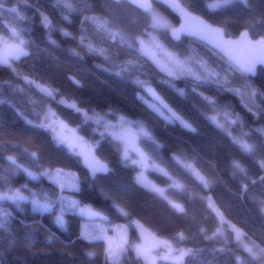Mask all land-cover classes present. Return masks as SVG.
<instances>
[{"label": "trees", "instance_id": "obj_1", "mask_svg": "<svg viewBox=\"0 0 264 264\" xmlns=\"http://www.w3.org/2000/svg\"><path fill=\"white\" fill-rule=\"evenodd\" d=\"M182 1L227 36L245 29L253 38L264 36V0L215 8V0ZM152 7L179 23L160 3ZM0 10V31L16 28L27 40L13 66L0 63V194L19 189L53 204L42 211L28 201L0 200V264H110L105 240L81 235V214L66 210L64 224L56 220L59 197L67 193L111 223L127 225L122 264H143L139 226L187 249L183 264H264V68L248 76L200 41L165 35L176 54L194 47L231 71L227 83L169 75L138 48L136 36L151 30L148 12L124 0H0ZM126 60L137 70L116 69ZM140 78L191 127L165 121L152 109L141 96ZM47 106L96 142L106 170L92 173L79 154L33 123ZM112 112L141 130L144 151L181 186L153 169L147 175L166 186V196L137 181V165L100 131L108 127L98 115ZM57 167L77 173V190H60L43 174Z\"/></svg>", "mask_w": 264, "mask_h": 264}, {"label": "rangeland", "instance_id": "obj_2", "mask_svg": "<svg viewBox=\"0 0 264 264\" xmlns=\"http://www.w3.org/2000/svg\"><path fill=\"white\" fill-rule=\"evenodd\" d=\"M229 1L231 0H215L211 3V7H219ZM147 12L151 30L147 31L145 37L136 36V38L139 41L138 48L152 62L169 75L175 77L191 75L197 79L215 82L221 81L223 83L228 82L227 74L231 73L230 69L227 66H222L221 68L215 67L196 48H191L190 52L183 55H178L170 50L165 43V35L170 36V31L175 24L170 18L152 6ZM9 17L11 18V25H13L14 18L11 15ZM110 35L114 37L118 34L112 31ZM26 41L25 37L19 35L16 28H11L9 34L0 31V63L13 66L15 59L26 53ZM87 44L92 50L104 56L106 55V52L101 47L91 42H87ZM116 69L119 71H136L137 67L134 62L126 60L117 63ZM139 84L142 87L141 96L143 100L158 112L165 121L176 120L186 127H191V123L174 110L152 85L146 83L143 78H140ZM98 116L103 119L99 122L108 127L107 129H100L102 134H108L118 143L122 151V156L127 163L137 165L138 171L136 173V179L139 183L166 196V186L156 183L147 175V171L153 169L172 178L174 185H182L181 181L173 177L165 166L148 156L139 141L141 130L136 129L126 117L122 114L118 115L115 112L99 114ZM222 118L221 115L213 117L215 120ZM33 123L50 130L57 143L64 145L72 153L79 154L84 164L91 169L92 173L108 168L105 160L100 158L95 152L96 142L83 137L76 126H72L66 122L52 107L47 106L41 118ZM84 140L87 141L88 147L81 153L77 145ZM239 143L244 149H250L248 143L242 141H239ZM43 174L46 175L48 180L57 185L60 190L73 191L79 187L77 173L72 170L57 167L47 169ZM33 176L38 177L39 174L34 173ZM5 198L15 200L18 204L28 201L33 209L42 211L53 209V204L42 200L37 193L29 196L22 193L21 190L16 189L12 192L0 194V200ZM58 202L56 220L60 224H64L65 222L64 213L66 210H72L81 214L83 217L81 235L89 240L94 238L105 240L107 244L105 252L107 260H109L110 264H122L121 253L129 240L126 224L111 223L109 218L102 212L95 210L90 205L80 204L78 200L68 193L61 195ZM20 206L23 207V205ZM163 241L162 246L159 249H155L149 246L140 236L136 248L137 252L142 256L143 264L184 263V258L188 250L177 247L168 239L163 238Z\"/></svg>", "mask_w": 264, "mask_h": 264}, {"label": "water", "instance_id": "obj_3", "mask_svg": "<svg viewBox=\"0 0 264 264\" xmlns=\"http://www.w3.org/2000/svg\"><path fill=\"white\" fill-rule=\"evenodd\" d=\"M124 1L142 11H148L154 2L160 3L179 18V23L170 31L171 38L180 40L186 36L200 41L248 76H253L258 67L264 68V36L253 38L246 29L236 36H227L221 26L192 11L182 0ZM87 146L86 141L78 144L80 152H84ZM177 207L180 208L179 205ZM139 230L148 245L155 249L160 248L163 243L162 238L143 226H139Z\"/></svg>", "mask_w": 264, "mask_h": 264}]
</instances>
